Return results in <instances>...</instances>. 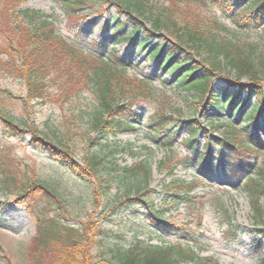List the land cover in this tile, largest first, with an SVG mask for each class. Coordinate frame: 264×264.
Listing matches in <instances>:
<instances>
[{"label": "rangeland", "instance_id": "rangeland-1", "mask_svg": "<svg viewBox=\"0 0 264 264\" xmlns=\"http://www.w3.org/2000/svg\"><path fill=\"white\" fill-rule=\"evenodd\" d=\"M99 4L68 15L69 10L61 0H24L17 6L12 0H0L1 48L11 53L19 48L17 39L9 40L17 38L16 27L24 25L18 9L40 10L74 45L97 57H112L125 68L127 77L143 81L153 89V93L135 100L144 108H140L143 114L135 130L103 138L91 125L90 113L97 103L92 83L70 99L62 98L57 87L50 84L47 99L29 101L24 79L0 66V162L14 177L12 193L7 194L0 187V264H31V243L38 223L36 197L35 193L19 195L18 192L24 182L32 179L47 182L60 191L65 200L63 212L73 226L89 225L91 264H106L105 260L113 258L111 249H128L140 240L160 246L183 242L200 256L210 258L212 264H264L258 260V256L264 257V239L260 241L263 249L253 243L261 237L257 231L264 227V218L263 223L257 220L250 197L243 188L250 173H242L238 167L235 171L223 167L216 159L222 157V145L218 143L226 134L245 141L247 132L252 131L264 145V128L255 130L249 126L245 120L248 108L243 113L206 108L194 90L183 88L185 82H179L178 69H162L158 58L150 57L147 51L134 47L129 41L115 43L106 27V18L120 14L125 19L127 14L118 12L117 6L106 4L104 0ZM160 11L171 14L177 27L185 31L191 29L185 20L202 28L212 22L224 25L221 31L224 36L235 37L244 47L253 44L254 57H264V26L240 29L226 19L212 0H145L142 9L135 8L134 16L150 28L153 13ZM171 28L159 32L167 42L175 40V29ZM200 46L183 44L197 65L212 68L207 61V48ZM0 58L7 60V55ZM224 66L221 62L220 70L213 72L225 78L229 67ZM229 79L235 80L234 76ZM85 80L82 78L81 83ZM219 81L215 77L214 82ZM135 94L138 93L131 87L130 95ZM158 112L182 125L195 120L203 127L199 142L202 146L208 141L213 143L212 169L181 160L189 153L182 141L188 134L187 125L174 147L167 149L156 142L149 120ZM6 118L12 119L19 134L13 135V126ZM40 138L52 140L60 152L65 151L74 164L85 170H88L90 156L99 155L102 164L98 176L77 175L56 154L42 146ZM252 143L255 150L250 157L256 164L263 165L264 146L260 148ZM136 163H146L149 167L148 176L144 180L139 177L140 182L136 178H124L120 170ZM177 194L184 202L175 205L173 199H178ZM260 203L264 210V196ZM231 226L234 239L224 236ZM43 264H51V261L44 258Z\"/></svg>", "mask_w": 264, "mask_h": 264}, {"label": "trees", "instance_id": "trees-1", "mask_svg": "<svg viewBox=\"0 0 264 264\" xmlns=\"http://www.w3.org/2000/svg\"><path fill=\"white\" fill-rule=\"evenodd\" d=\"M61 1L69 10L68 15L76 11L77 14L86 6L100 5V0ZM212 1L224 13L226 19L240 29L264 26V0ZM12 2L17 6L24 0H12ZM104 2L117 6L118 12L127 14L125 19H122L120 14H112L106 18V27L115 38V43L131 41L134 47H141L149 53L150 57L158 58L162 69L167 67L169 70L178 69L179 82H185L183 88L194 90L195 96L206 108L217 107L221 110L242 111V113L248 108L245 120L249 126L255 130L264 128V57L260 59L254 57L253 44L244 47L235 37L224 36L221 33L225 28L224 25L222 27L216 22L202 28L197 23L190 24L185 20V23L191 26V29L185 31L183 27H177L171 14L163 11L153 13L151 26L147 28L134 16L135 8L142 9L145 0H104ZM103 11L104 9L98 13L101 14ZM18 16L24 25L16 27L18 37H10L9 40L14 42L17 39L19 48L16 53H11L9 49L0 47V57L7 55V60H0V66H4V69L12 75L24 79L28 87L29 101L47 99L50 84L57 87L62 98L70 99L81 88L92 83L97 100L96 106L90 113L92 128L103 138L136 129V123L143 114L140 109L143 106L141 107L139 101L135 100L139 99V96L153 93V89L148 84L127 77L125 68L112 57L98 59L74 45L58 32L53 21L49 20V16L44 12L20 8ZM171 27L175 29L174 34L172 32L175 40L168 43L162 39L163 36L159 32ZM186 42L206 47L209 56L207 61L212 68L197 65L195 58L183 48ZM221 62H224V67H229L225 78L213 72L220 70ZM231 76H234V81H230ZM215 77L220 81L215 83ZM82 78H86L83 83H81ZM188 83L190 85H187ZM131 87H134L138 94L130 95ZM253 99L255 101L251 104ZM6 119L13 126L11 130L13 135L19 134L15 131L12 119ZM149 122L154 129L156 142L167 149L174 147L183 133L184 125H187L188 134L182 138V141L189 149V153L181 160L185 164L195 163L203 168L212 169L213 143L208 141L204 146L200 145L199 135L203 127L195 120H189L182 125L171 116L158 112L157 115L151 116ZM40 139L42 146L56 154L60 161L77 175L86 176L85 173H92L98 176L99 166L102 164V158L99 155L90 156L88 170H85L74 164L65 151L60 152L52 140ZM252 142L258 144L260 148L264 146L252 131L247 132L245 141L226 134L218 143L222 145V157L217 156L216 159L218 162L221 161L222 165L224 164L223 167L227 166L233 171L237 169L235 167H238L242 173L255 174L254 178L249 175L245 179L243 188L250 197L257 220L263 223L264 210L260 199L264 196V164H256V161L251 158L252 150H255ZM258 150L257 148L256 151ZM247 155L251 156V159H248ZM120 170L124 178L138 179L140 177L144 180L148 176L149 167L146 163H136L121 167ZM141 179L138 181H142ZM13 185V174L1 166L0 162V187L10 194ZM39 185L40 187H37ZM177 187L180 188V186ZM23 193H35V205L38 210L37 234L31 243V264H43L44 258L51 261V264H91L88 253L89 225L73 226L69 222L63 212L65 200L60 191L47 182L32 179L21 185L18 194ZM177 197L178 199H173L175 205L181 201L184 202L180 194H177ZM141 201L145 202V200ZM155 214L158 215V213ZM257 232L261 237L254 239V246L263 249L260 241L264 239V227L259 228ZM224 236L234 239L232 226L224 232ZM111 251L114 252L113 258L105 260L106 264H212L210 258L200 256L183 242L160 246L145 244L140 240L128 249L118 248L116 251L113 249ZM258 260L264 263V257L262 259V256H258Z\"/></svg>", "mask_w": 264, "mask_h": 264}]
</instances>
